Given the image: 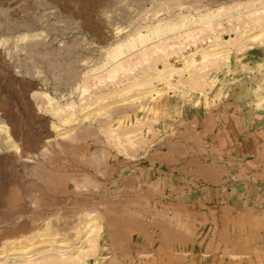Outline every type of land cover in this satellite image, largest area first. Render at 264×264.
Here are the masks:
<instances>
[{"label":"rangeland","instance_id":"1","mask_svg":"<svg viewBox=\"0 0 264 264\" xmlns=\"http://www.w3.org/2000/svg\"><path fill=\"white\" fill-rule=\"evenodd\" d=\"M253 47L264 0H0V264H203L115 253L110 234L171 222L161 179L190 113Z\"/></svg>","mask_w":264,"mask_h":264},{"label":"crops","instance_id":"2","mask_svg":"<svg viewBox=\"0 0 264 264\" xmlns=\"http://www.w3.org/2000/svg\"><path fill=\"white\" fill-rule=\"evenodd\" d=\"M251 49L243 72L230 74L235 85L224 100L192 109L199 130L188 136L187 152L171 154L170 178L161 179L170 191L160 194L171 222L155 218L154 235L147 223H133L137 240L111 233L115 253L141 256L153 246L157 261L170 248L203 264L264 257V52Z\"/></svg>","mask_w":264,"mask_h":264},{"label":"bare ground","instance_id":"3","mask_svg":"<svg viewBox=\"0 0 264 264\" xmlns=\"http://www.w3.org/2000/svg\"><path fill=\"white\" fill-rule=\"evenodd\" d=\"M174 28H169V31H172ZM159 34V33H158ZM149 37H146L145 39L140 40V45L144 46L149 42ZM117 59V58H116Z\"/></svg>","mask_w":264,"mask_h":264}]
</instances>
